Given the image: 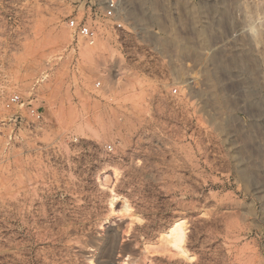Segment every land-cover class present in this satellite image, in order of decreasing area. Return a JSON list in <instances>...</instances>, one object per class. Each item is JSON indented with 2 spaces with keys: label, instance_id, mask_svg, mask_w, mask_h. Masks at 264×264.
<instances>
[{
  "label": "rangeland",
  "instance_id": "1",
  "mask_svg": "<svg viewBox=\"0 0 264 264\" xmlns=\"http://www.w3.org/2000/svg\"><path fill=\"white\" fill-rule=\"evenodd\" d=\"M109 1L0 0L9 92L45 115L0 102V264H264V0ZM108 166L141 225L104 223ZM176 220L191 262L151 248Z\"/></svg>",
  "mask_w": 264,
  "mask_h": 264
},
{
  "label": "bare ground",
  "instance_id": "2",
  "mask_svg": "<svg viewBox=\"0 0 264 264\" xmlns=\"http://www.w3.org/2000/svg\"><path fill=\"white\" fill-rule=\"evenodd\" d=\"M122 178V172L115 166H108L102 170L97 177L99 188L108 196V212L105 224H125L126 228L142 224V219L137 216L131 201L117 192V187ZM187 224L183 220H176L167 230L160 233L156 245L151 248L162 250V252L172 259H180L191 262L193 256L187 247L188 230ZM146 251L150 247L146 246ZM124 264H130L124 261Z\"/></svg>",
  "mask_w": 264,
  "mask_h": 264
},
{
  "label": "built area",
  "instance_id": "3",
  "mask_svg": "<svg viewBox=\"0 0 264 264\" xmlns=\"http://www.w3.org/2000/svg\"><path fill=\"white\" fill-rule=\"evenodd\" d=\"M117 10V1L110 0L107 3V9L105 11V17H113L115 15V11ZM69 27L73 30L74 36L76 38L84 39L90 46H94L98 39V31L93 26H90L86 22H79L76 19H71L69 21ZM0 99H4L3 106L4 109L8 111H12L14 109H18L20 111L26 110L33 118L34 123L41 125L45 121V115L40 108H36L32 101L25 100L20 94L14 93L9 94L6 97H1ZM1 100V101H2ZM21 112H18L16 115H13L9 123H15L16 126H19L23 123V118L20 115ZM3 123V122H2ZM13 126V124L11 125ZM13 137H10L12 139ZM109 151H112V147H108Z\"/></svg>",
  "mask_w": 264,
  "mask_h": 264
},
{
  "label": "crops",
  "instance_id": "4",
  "mask_svg": "<svg viewBox=\"0 0 264 264\" xmlns=\"http://www.w3.org/2000/svg\"><path fill=\"white\" fill-rule=\"evenodd\" d=\"M2 40H4V51H2V54L4 53V64H5V68H6V72H0V98L1 97H6L10 94V75L8 73V67H7V60H8V53L12 52V47L14 44V39L10 38L8 35H6L4 38H2ZM2 62V61H1ZM0 62V67H3L4 64ZM11 79V78H10ZM2 99H0L1 102ZM12 113V112H11ZM9 118H11V115H8ZM13 116V113H12ZM8 118V117H7Z\"/></svg>",
  "mask_w": 264,
  "mask_h": 264
}]
</instances>
